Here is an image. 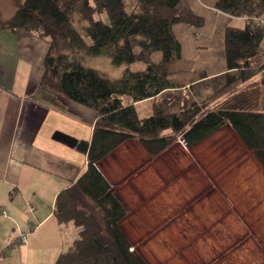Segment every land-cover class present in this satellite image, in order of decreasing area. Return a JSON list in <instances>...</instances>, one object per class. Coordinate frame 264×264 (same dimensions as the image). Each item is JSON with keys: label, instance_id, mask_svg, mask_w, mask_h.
Masks as SVG:
<instances>
[{"label": "trees", "instance_id": "obj_1", "mask_svg": "<svg viewBox=\"0 0 264 264\" xmlns=\"http://www.w3.org/2000/svg\"><path fill=\"white\" fill-rule=\"evenodd\" d=\"M11 2L14 11L0 17V31H23L47 44L40 87L95 114L90 140L74 147L87 168L54 202L58 224L77 230L54 264H148L122 229L128 206L99 171L126 142L139 143L154 158L178 138L190 150L228 128L264 170V85L256 80L264 60L250 63L260 55L264 0L215 4L216 11L244 20L241 28L223 30L226 71L215 77L180 59L172 27L203 24L183 0ZM92 58L108 59L121 74L88 66ZM147 101L152 113L140 117L136 105Z\"/></svg>", "mask_w": 264, "mask_h": 264}, {"label": "crops", "instance_id": "obj_2", "mask_svg": "<svg viewBox=\"0 0 264 264\" xmlns=\"http://www.w3.org/2000/svg\"><path fill=\"white\" fill-rule=\"evenodd\" d=\"M183 1L203 24L191 27L181 23L172 27L182 63L210 77L224 74L221 34L228 26L243 27L244 20L216 11L215 4L219 0ZM47 48L44 41L32 34L15 29L0 31V252L6 255L0 257V264H54L77 238V230L72 224H58L53 216V206L57 194L85 172L87 159L54 137L60 133L76 141H89L95 114L40 87ZM259 56L258 60L263 62L264 36ZM256 80L264 85V70ZM142 106L145 115L149 116L152 113L150 102L139 103L136 108ZM231 133L232 141L242 148L241 141ZM178 148L174 144L157 157L150 158L139 143L126 142L99 164L103 177L129 208V214L121 224L127 237H136L139 229L145 238L155 236L161 228L160 223L151 229L142 224L143 229L134 226L143 220L156 222L146 219V213H159H153L152 207L159 198L169 200L175 186L178 193L174 196L180 197L177 202L161 203L164 215L174 222L189 220L183 216L187 209L181 210L189 197L185 191L180 192L183 183L174 186L170 180V175L178 170L169 172L162 165L165 157H171L173 153L181 159L185 157ZM256 166L258 173L264 172L261 166ZM214 180L201 197V204L210 208L207 209L210 211L208 216H214L215 220L201 213L196 216L197 220L190 221H212L216 226L227 220L224 217L235 207L246 208L254 204L246 188L232 184L230 177L227 181L224 177ZM240 213L244 214L243 211ZM161 218L158 215V222H163ZM125 224H131V227L126 229ZM20 236H25V240L19 241Z\"/></svg>", "mask_w": 264, "mask_h": 264}, {"label": "rangeland", "instance_id": "obj_3", "mask_svg": "<svg viewBox=\"0 0 264 264\" xmlns=\"http://www.w3.org/2000/svg\"><path fill=\"white\" fill-rule=\"evenodd\" d=\"M13 11L11 0H0L2 19L10 18ZM259 57L258 55L256 59H252L251 65L257 64ZM159 58L160 54L154 53V59ZM87 64L113 77L119 76L122 71L113 70L110 61L105 58H92ZM139 68L143 67L141 65L133 67V69ZM143 107L137 108L140 117L148 116L145 115ZM231 136L233 134L226 128L204 141L202 146H197L198 149L190 150L187 146L181 145L178 138L175 144L185 153V157L181 159L173 153V156H167L164 161L162 160L163 169L169 172L175 168L178 170L177 173L170 175V180L174 186L183 183L180 192L185 191L189 197L181 210L187 209V214L183 216L189 220L174 222L164 215L161 203L177 202L180 197V195H177V198L174 196L177 192L176 186L169 200L157 199L156 206L152 208H154L153 213L158 211L159 213H146V219L156 222L143 220L134 228L144 226L151 229L150 227L157 223L161 224L159 226L161 228L157 230L155 236L149 238L141 236L144 232L140 229L137 230L136 237L130 238L134 248L143 255L148 264H264V172L256 171L258 169L256 165L259 163L255 160L256 164L253 154L248 153L249 150L242 142H240L242 148L237 146L238 144L235 145ZM216 177H224L226 181L230 177L232 184L246 188L245 191L251 195L254 204L246 208L241 206L233 210L228 208L232 214L224 217L227 220L218 222L219 227L212 221L210 223L192 221L197 220L196 216L201 213L206 218L210 217L208 216L210 211L207 210L210 208L206 207V204L205 206L201 204V197L206 194L207 188L212 186ZM240 211L244 214L242 215ZM158 215L162 217L163 222H158ZM210 219H214V216ZM129 227L131 224H125L126 229ZM202 227L204 229H201Z\"/></svg>", "mask_w": 264, "mask_h": 264}, {"label": "water", "instance_id": "obj_4", "mask_svg": "<svg viewBox=\"0 0 264 264\" xmlns=\"http://www.w3.org/2000/svg\"><path fill=\"white\" fill-rule=\"evenodd\" d=\"M56 140L61 139L68 147L74 148L77 144V141L72 139L69 136L60 134V133H56L55 137Z\"/></svg>", "mask_w": 264, "mask_h": 264}, {"label": "built area", "instance_id": "obj_5", "mask_svg": "<svg viewBox=\"0 0 264 264\" xmlns=\"http://www.w3.org/2000/svg\"><path fill=\"white\" fill-rule=\"evenodd\" d=\"M179 140H180V139H179ZM180 143H181V145L186 146V144L183 142V140H180ZM19 240H20V241H24V240H25V236H20V237H19Z\"/></svg>", "mask_w": 264, "mask_h": 264}]
</instances>
